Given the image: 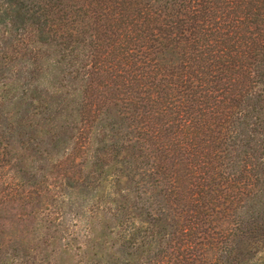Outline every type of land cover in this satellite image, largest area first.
<instances>
[{"label": "trees", "instance_id": "trees-1", "mask_svg": "<svg viewBox=\"0 0 264 264\" xmlns=\"http://www.w3.org/2000/svg\"><path fill=\"white\" fill-rule=\"evenodd\" d=\"M0 264H264V0H0Z\"/></svg>", "mask_w": 264, "mask_h": 264}]
</instances>
